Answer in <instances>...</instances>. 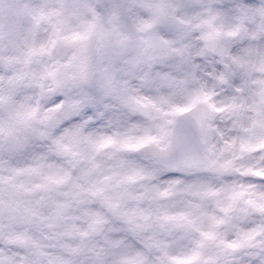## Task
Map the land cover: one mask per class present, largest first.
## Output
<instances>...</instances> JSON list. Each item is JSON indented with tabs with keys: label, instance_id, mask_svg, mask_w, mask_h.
I'll return each instance as SVG.
<instances>
[{
	"label": "snow or ice",
	"instance_id": "6c2138e0",
	"mask_svg": "<svg viewBox=\"0 0 264 264\" xmlns=\"http://www.w3.org/2000/svg\"><path fill=\"white\" fill-rule=\"evenodd\" d=\"M0 264H264V0H0Z\"/></svg>",
	"mask_w": 264,
	"mask_h": 264
}]
</instances>
